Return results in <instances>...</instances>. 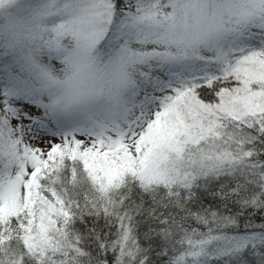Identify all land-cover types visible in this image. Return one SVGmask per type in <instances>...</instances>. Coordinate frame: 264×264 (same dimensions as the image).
<instances>
[{"label":"snow or ice","instance_id":"1","mask_svg":"<svg viewBox=\"0 0 264 264\" xmlns=\"http://www.w3.org/2000/svg\"><path fill=\"white\" fill-rule=\"evenodd\" d=\"M0 264H264V0H0Z\"/></svg>","mask_w":264,"mask_h":264}]
</instances>
